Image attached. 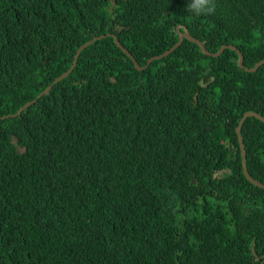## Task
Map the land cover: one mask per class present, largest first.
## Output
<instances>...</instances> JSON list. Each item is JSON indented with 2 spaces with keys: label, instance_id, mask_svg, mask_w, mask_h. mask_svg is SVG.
<instances>
[{
  "label": "trees",
  "instance_id": "trees-1",
  "mask_svg": "<svg viewBox=\"0 0 264 264\" xmlns=\"http://www.w3.org/2000/svg\"><path fill=\"white\" fill-rule=\"evenodd\" d=\"M187 3L0 0V264H264V64L112 35L264 58V0Z\"/></svg>",
  "mask_w": 264,
  "mask_h": 264
},
{
  "label": "water",
  "instance_id": "water-1",
  "mask_svg": "<svg viewBox=\"0 0 264 264\" xmlns=\"http://www.w3.org/2000/svg\"><path fill=\"white\" fill-rule=\"evenodd\" d=\"M182 25H178L177 26V31L178 33L180 34V39L179 41L174 45L172 46L170 49L166 50L165 52H163L162 54H159V55H155L153 57H151L148 62L144 65V66H141L136 58L133 56V54L126 48L122 45V43L119 41L118 37L116 34H112L115 41L117 42V44L123 48V50L127 53L128 56H130L134 62H135V66L139 69V70H142L146 67H148V65L150 64V62L154 59H161L167 55H169L171 52H173L176 48H178L184 41L185 38H188L189 40L197 43L202 51L205 53V54H209V55H212V56H218L220 55L221 53H223V51L226 49V48H231L233 50H236L237 53L239 54V60H238V64L241 68H244L246 71L248 72H255L258 70V68L260 67V65L264 64V58L261 59L260 61H258L255 66L253 67H247L244 65V55L243 53L233 44H224L217 52H211L210 50H208L205 46V44L200 40V39H197L195 37H193L191 34H190V31L188 30V28L184 27L182 29ZM108 35H111V33H108ZM105 36V34H102L100 36H96L94 37L93 40H89L87 42H85L83 45H81L78 50H77V53L75 55V59H74V62L73 64L71 65V67L66 71L64 72L62 75H60L59 77H57V80L56 81H59L60 79H62L63 77H66L68 76L72 70L75 68L77 62H78V57H79V54L81 53L82 49H84L85 47H87L89 44H91L94 40H96L97 38H103ZM55 81V82H56ZM52 88V85L48 86L44 91H42L37 98L41 97L42 95L46 94L49 92V90ZM36 98V99H37ZM36 99L32 100V101H29L27 102L24 106H22L18 113H20L23 109H26L27 107H29L30 105H32L33 103H35ZM17 113V114H18ZM250 116H254L262 121H264V116L261 115L260 113L258 112H255L253 110H249V111H246L244 113V115L242 116V118L240 119L239 121V124L236 128V132H237V135H238V140H239V145H240V149H241V154H242V167H243V172L245 174V176L247 177V179L249 181H251L253 184L261 187V188H264V183L258 179H256L255 177H253L251 175V173L249 172V168H248V162H247V150H246V146H245V143H244V139H243V135H242V127H243V123L245 122L246 118L250 117Z\"/></svg>",
  "mask_w": 264,
  "mask_h": 264
},
{
  "label": "clouds",
  "instance_id": "clouds-1",
  "mask_svg": "<svg viewBox=\"0 0 264 264\" xmlns=\"http://www.w3.org/2000/svg\"><path fill=\"white\" fill-rule=\"evenodd\" d=\"M217 0H188L186 11L194 17L211 16L216 13Z\"/></svg>",
  "mask_w": 264,
  "mask_h": 264
}]
</instances>
